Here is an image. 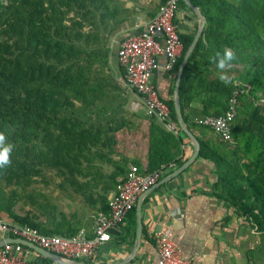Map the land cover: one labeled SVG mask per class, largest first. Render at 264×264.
<instances>
[{"label": "trees", "instance_id": "16d2710c", "mask_svg": "<svg viewBox=\"0 0 264 264\" xmlns=\"http://www.w3.org/2000/svg\"><path fill=\"white\" fill-rule=\"evenodd\" d=\"M69 1L26 0L20 9H15L12 5L5 6L4 0H0V11L15 10L14 21L3 30L6 34H15V37L0 53V131L8 134L9 141L15 145V149L11 166L0 169V179L5 181L8 187H12L9 191L11 195L17 196L19 193L28 199L27 204L31 205L34 212H27L20 217L12 213L10 205H6L4 211L12 221L37 229L42 235H57L64 238L76 235L82 228L84 220L76 212H63L50 196L35 191L33 188L37 182L35 177H40L46 186L52 183L39 171L41 168L55 171L57 178L60 179L56 184L60 193L79 197L82 208L91 210L96 216L108 213L107 197L115 191L118 184L115 178L118 176L120 179L123 178L130 166L138 167L142 174L160 167L152 166V161H149L145 168L138 162H133L130 166H126V162L123 164L118 162L115 171L107 177L105 185L95 186L90 181L81 184L77 180L78 176L90 180L98 177L100 172L94 171L92 161L104 157V155L99 157L101 147H105L102 134H105L104 137L114 136L122 124L115 121L117 124L115 130L107 134L101 133L103 131L100 129L70 130L65 128L64 121L73 119L72 122H78L93 116H108L106 118L110 120L122 110L124 104L117 101L118 103L113 105V102H110L103 84L104 80L97 71L99 63L108 65L109 69L116 67L113 60L115 51L111 50L106 42L109 38L99 44L91 40L90 45L80 48H75L67 41L64 43L60 40L49 41L47 38L46 34L58 35L62 29H68V24H63L66 12L61 6L69 9L71 4L76 2ZM167 1L158 0L159 8ZM190 2L199 9L205 19V26L183 68L179 85L178 96L182 116L188 129L202 128L195 122H187L183 114L192 97L199 93L206 95L203 116L221 115L227 110L228 101L235 87L243 84L241 80L249 75L264 77V0H190ZM175 4L176 13L181 6L186 7L184 0H176ZM84 16L85 14H82L83 18ZM108 17L117 18L115 14ZM36 19L40 22L37 23ZM129 19L123 18L119 20L120 22L116 21L110 25L103 24V27L109 30L111 38L120 23ZM75 24L76 28L81 26L78 22ZM180 39L183 51L172 71L173 75L176 74L193 37L180 35ZM225 46L232 47L238 54V61L230 73L233 82L228 85L218 79L216 66L210 60L216 51L222 50ZM6 52L7 55L4 56ZM118 86L121 90L124 89L119 84ZM125 91L129 93L128 90ZM136 96L141 99L140 96ZM72 100L79 102L80 110L74 109ZM165 103L170 110L171 124L173 122L178 128L173 101ZM243 110L245 107L238 111L239 116L240 113L243 116L240 118L242 126L238 123L234 125L235 120L239 118L238 114L234 120L232 141H236L244 134H249V138L254 136L260 138L262 153L256 160L239 163L242 160L239 149L225 150V145L230 142H222L214 133L217 141L206 143L199 141L198 157L214 165L216 181L212 185L211 195L227 210L232 209L238 218H244L251 227L264 233V105L261 108H253L248 118L246 117L248 113ZM61 114L64 115L63 118H57ZM102 114L104 116H101ZM50 116L55 120H51ZM38 117L45 121L48 117L50 120L48 127H55L61 134L56 136L47 132L49 136H43L39 141L41 145L35 147L29 144L37 143V137L48 131L39 132L36 129H40L41 126L37 124L35 130H30L31 122L36 121ZM146 119L150 122L148 137L150 159L155 154L154 151L164 157L163 145L175 150L180 146L182 139L179 133L175 134L167 128L165 131L156 130L154 122L159 119L153 115L146 116ZM121 121L123 122V119ZM48 138L51 142L47 141ZM160 148L161 150H155ZM169 156L170 154L167 157ZM175 157L176 154H172L169 162L174 161L177 166L182 165V161ZM84 163L86 165H83ZM127 218L133 225L136 223V205L128 212L123 222ZM229 220L228 216L225 222ZM38 257L42 264H54L50 260Z\"/></svg>", "mask_w": 264, "mask_h": 264}, {"label": "crops", "instance_id": "0c3cea01", "mask_svg": "<svg viewBox=\"0 0 264 264\" xmlns=\"http://www.w3.org/2000/svg\"><path fill=\"white\" fill-rule=\"evenodd\" d=\"M185 5L186 7L181 6L178 9L174 23L178 28L179 35L186 37L192 36L194 38L198 28V16L190 7L192 6L190 0V6L187 5L186 2ZM156 13L157 12L153 15L132 17L120 24L111 37L116 38L117 43L126 35L142 31L146 23ZM116 43L111 46L115 52L118 48ZM115 52L113 60L115 61L116 67L111 68L110 71L114 75L116 82L127 90L122 80L124 73L118 65ZM165 62V57L159 58L160 67L154 73L151 82L157 89L160 98L165 102H170L173 101L174 78L176 79V74L173 75L172 72L169 73L164 70ZM128 92L131 97L130 99H133L132 101L138 104L137 110L142 113L139 117L141 120L140 129H135V131L131 133L127 130L123 139L119 138L118 133L114 136L108 135L107 138L102 137L105 147H101L99 157L101 155H104V157L92 161L94 171L97 170L100 174L93 180L78 176L77 180L81 184L90 181L91 184L95 186L100 187L105 185L107 177H110L115 171L118 162L122 164L126 162V166H130L133 162H138L145 168L148 162L152 161V166H156L155 168H157L158 166L167 164V162L170 163L171 161L169 162V160H171L172 154H176L175 159H180L182 165L191 158L193 154L192 140L179 127L177 128L173 122L171 124L173 130H169L174 131L175 134L179 133L182 143L176 150L171 149L167 145H163L164 157L161 153L154 151L155 154L151 159L149 158L148 137H150V122L146 119L147 115L141 99L132 92ZM205 101L206 95L202 93L192 97L183 111L187 122H195L196 119L203 116V103ZM154 123L156 125V130L165 131V128H167L166 125L159 120ZM130 125L131 123L127 120L126 128L132 127L133 129V125L137 124L133 123L132 126ZM184 125L186 126L185 123ZM186 128L188 129L187 126ZM188 130L196 138L198 143L199 141L204 143L217 141L216 136L208 130L202 128H192ZM185 135L188 138H186ZM121 143H123L122 147ZM158 145H160V143ZM155 150H161V148ZM169 154L170 156L167 157ZM83 165L86 164L84 163ZM180 166L176 165L174 170L167 174H163L157 184L167 178L168 180L148 191L142 199V232L138 248H136V216V223L134 225L133 222L127 218L120 226L110 230L111 240L105 243L95 254L89 258L75 261L74 263L156 264V251L152 240V234L156 231H162L177 243L180 251L192 264H224V229L227 228L224 226V219L229 216L234 222L237 216L233 213L232 209L227 210L220 201L211 195L212 185L216 181L212 162L203 160L197 156L194 162L183 172L169 178V175ZM119 179L120 176L115 178L116 181ZM110 196L111 193L107 198ZM80 209L81 210L76 211V213L84 220L82 227H85L86 235L90 236L95 215H93L91 210ZM29 261L42 264L39 262L40 259L38 256H31V254L29 256Z\"/></svg>", "mask_w": 264, "mask_h": 264}, {"label": "built area", "instance_id": "2783aa9c", "mask_svg": "<svg viewBox=\"0 0 264 264\" xmlns=\"http://www.w3.org/2000/svg\"><path fill=\"white\" fill-rule=\"evenodd\" d=\"M175 2L168 0L161 6L142 31L126 35L117 43L113 37L106 41L110 46L115 43L118 46L116 56L124 72L122 80L127 90L141 97L147 116L157 117L170 130L173 128L169 107L160 98L151 78L160 67V57H165L164 70L171 73L183 51V43L174 23L177 10ZM245 93V89L236 86L223 114L202 116L195 123L214 133L222 142H231L239 100ZM175 167L176 164L171 162L142 174L138 167L130 166L108 198V213L94 217L90 236L86 235L85 227L70 238L42 235L37 229L16 223L0 212V242L5 239H21L71 262L89 258L111 240L110 230L120 226L140 196L155 186L163 174L171 172ZM152 240L156 264H192L177 243L162 231L154 232ZM29 250L21 243H3L0 247V264H29Z\"/></svg>", "mask_w": 264, "mask_h": 264}, {"label": "rangeland", "instance_id": "374dc122", "mask_svg": "<svg viewBox=\"0 0 264 264\" xmlns=\"http://www.w3.org/2000/svg\"><path fill=\"white\" fill-rule=\"evenodd\" d=\"M32 1L33 0H29V2ZM25 2L26 0H4L5 6L12 5L15 9H20V7ZM61 8H63V10L66 12V15L64 14L63 16V24H68V29H62V32L58 33V35L52 34L49 36V34H46V36L49 41H51L50 39L57 40V42H59L58 40H60L63 43L67 41L73 44L75 48H80L81 46L90 45L91 40H93L94 43L99 44L104 39L110 38L109 30L105 29L103 27V24L110 25V23L128 17L131 19L132 17L140 15H153L159 10L157 9L159 8V3L158 0H76L75 3L71 4V8L68 9L63 5L61 6ZM14 12L15 10L0 11V53L2 52V48H4L5 45H10L11 39L15 37V34L13 33H3V30L6 29V26L11 21H14ZM82 14H85L84 18L82 17ZM111 14H115L117 18L113 19L111 17H108L109 15L111 16ZM69 19H71L72 21L69 22ZM36 21L37 23L40 22L39 19H36ZM75 22L80 23L81 26L76 28ZM93 34L98 35L96 36ZM16 35H18V33ZM109 47L112 50V47L110 45ZM6 55L7 52L4 56ZM99 64L100 65L98 66L97 71L101 75V79L104 80L103 84L109 94L110 102H113V105L118 102L123 103L124 105L122 110L118 111L110 120L106 118L108 116H93L90 118L78 120V122H72L73 119H66L64 121V125L65 128H68L70 130L76 129L78 131H82L85 129H100V131H103L101 133L108 134L110 133L109 131L113 132L115 130L114 127L117 125L115 123L116 121L120 125L122 124V127L120 126L121 129H119V131L116 133L119 134L118 136L120 139H123L124 134H126L127 130H129V133H131L135 131V129H140L141 120L139 119V117L142 113L137 110L138 104L133 102V99H130V95L126 93L123 88V90H121V88L118 86L116 80L114 79V75L110 71L108 65L105 66L102 63ZM241 82L243 84L238 87H242L243 89H245L246 93L243 94L241 102L239 103L237 114L239 109H244L245 107V110L243 111L248 113V115H246V117L248 118L253 108H261L264 105V77L258 78L251 77L249 75L243 81L241 80ZM72 102L74 105V109L80 110L79 102L76 100H72ZM63 116L64 115L61 114L60 116L58 115L57 118L61 119L63 118ZM101 116L104 115L102 114ZM238 117L239 118L235 120L234 125L238 123L242 126V121H240V118H242L243 116L241 115V113L240 116L238 114ZM50 118L51 120H55V118L52 116H50ZM103 118H105L106 120H104ZM121 119H123V122L121 121ZM127 120H129V122L131 123L130 126H132L133 123H136L137 125H133V129L132 127L126 128ZM49 122L50 120L48 119V117L46 121L38 117L36 121L31 122L32 125L30 130H35V125L37 124L41 126L40 129H36L39 132L45 130L48 131H45L43 134L39 135L37 137V143H30V146L33 145L36 147L38 144L41 145L39 141L42 140L43 136H49L47 132L56 136L58 134H61L60 131H57L55 127H48ZM104 135L102 134L103 137ZM244 135H240L236 141H231L228 145H225L224 148L227 151L232 150L234 148H238L241 152L239 156L242 158L239 163L252 162L256 160L260 153H262L261 144H259L260 138H256L255 136L249 138V134ZM107 136L108 135H106V138ZM47 141L51 142L50 138H48ZM122 145L123 143H121V147ZM39 171L43 172L45 177L49 178L52 183H49V185L46 186L44 183L41 182L40 177H35L37 181L33 185L35 191H40L50 196L54 204L57 205L58 208L65 213H72L81 210L80 208H82V206L77 196L70 197L67 194L60 193V190L57 188L56 185L60 181V179L57 178L55 171L50 169L44 170L43 168H41ZM54 184L56 185V187ZM11 188L12 187H8L6 185L5 181L0 179V210L2 209V211L0 212L5 217L10 219L8 214H6V212L4 211V207L6 205H10L9 209L12 211V213L16 214L17 216L23 217L27 212L33 213V208L31 207V205H28V199H26L23 195L19 193L17 194V196L11 195V193H9ZM14 188L15 187H13V189ZM40 220H43V218H40ZM225 220L226 218L224 219V226L227 227L224 229V264H264V233L258 232L255 228L251 227V225L244 218L237 217L236 221L233 222L230 217V220L227 223L225 222ZM29 251L31 253V256H39L31 250Z\"/></svg>", "mask_w": 264, "mask_h": 264}, {"label": "water", "instance_id": "95a60500", "mask_svg": "<svg viewBox=\"0 0 264 264\" xmlns=\"http://www.w3.org/2000/svg\"><path fill=\"white\" fill-rule=\"evenodd\" d=\"M184 1L186 2L187 5H189V0H184ZM190 7L196 12V14L198 16V28H197V32H196L192 42L190 43L189 47L187 48V50L184 54L182 62L180 63V65L178 67V70L176 73L174 89H173V103H174V111H175V115H176L177 125L192 140L193 154L189 160H187L182 166H180L171 175H169V178L177 176L178 174L183 172L190 164H192L194 162V160L197 158V156L199 154V143L196 140V138L192 135V133L184 125L183 116H182V112H181V106H180L179 99H178L179 85H180V80H181L183 68H184L189 56L191 55L197 41L199 40V38L202 34V31L204 29V26H205V19L202 16V14L200 13V11L196 7H192V6H190ZM166 180H168V178ZM166 180L159 182L158 184L156 183V185L153 186L151 189H153L154 187L164 183ZM146 194L147 193L140 196V198L138 199V201L136 203V216H137V246H136V248H138V246L140 244V236H141V232H142L141 202H142V199L145 197ZM10 242L21 243L24 246H26L27 248H29L30 250H32L33 252H35L36 254H38L40 257L45 258L47 260H50L56 264H75L74 262L68 261V260H66V259H64V258H62L56 254L50 253V252H48V251H46V250H44L38 246H35L34 244H31V243L24 241V240H21V239H5V240L0 242V247L3 245V243H10Z\"/></svg>", "mask_w": 264, "mask_h": 264}, {"label": "clouds", "instance_id": "9594fccd", "mask_svg": "<svg viewBox=\"0 0 264 264\" xmlns=\"http://www.w3.org/2000/svg\"><path fill=\"white\" fill-rule=\"evenodd\" d=\"M210 60L216 66L218 79L225 85L231 84L233 77L230 73L238 61L237 52L232 47L225 46L222 50L216 51ZM14 149L15 145L9 141L8 134L0 131V169L11 166Z\"/></svg>", "mask_w": 264, "mask_h": 264}]
</instances>
